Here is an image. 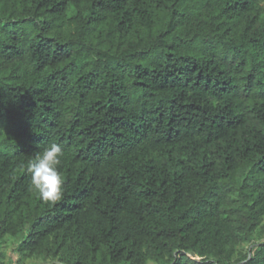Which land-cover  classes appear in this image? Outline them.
Masks as SVG:
<instances>
[{"label":"trees","instance_id":"trees-1","mask_svg":"<svg viewBox=\"0 0 264 264\" xmlns=\"http://www.w3.org/2000/svg\"><path fill=\"white\" fill-rule=\"evenodd\" d=\"M52 143L56 203L27 170ZM263 236L264 0H0V242L264 264Z\"/></svg>","mask_w":264,"mask_h":264},{"label":"clouds","instance_id":"clouds-1","mask_svg":"<svg viewBox=\"0 0 264 264\" xmlns=\"http://www.w3.org/2000/svg\"><path fill=\"white\" fill-rule=\"evenodd\" d=\"M63 156V147L52 143L29 162L31 185L45 202L56 203L63 197L65 182L60 171Z\"/></svg>","mask_w":264,"mask_h":264},{"label":"rangeland","instance_id":"rangeland-1","mask_svg":"<svg viewBox=\"0 0 264 264\" xmlns=\"http://www.w3.org/2000/svg\"><path fill=\"white\" fill-rule=\"evenodd\" d=\"M264 239L257 237V241ZM19 239L8 237L3 242H0V264H60L55 259L44 261L41 258H26L18 252ZM252 248L251 244L246 243L241 247V250L247 251ZM148 264H158L154 261H149Z\"/></svg>","mask_w":264,"mask_h":264}]
</instances>
